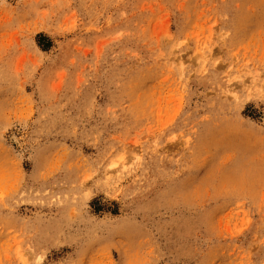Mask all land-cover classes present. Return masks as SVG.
I'll use <instances>...</instances> for the list:
<instances>
[{"label": "rangeland", "instance_id": "374dc122", "mask_svg": "<svg viewBox=\"0 0 264 264\" xmlns=\"http://www.w3.org/2000/svg\"><path fill=\"white\" fill-rule=\"evenodd\" d=\"M0 264H264V0H0Z\"/></svg>", "mask_w": 264, "mask_h": 264}]
</instances>
